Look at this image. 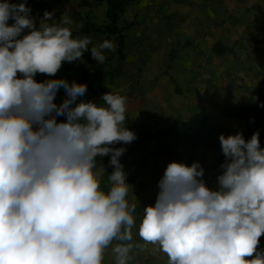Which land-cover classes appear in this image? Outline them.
<instances>
[{
    "label": "clouds",
    "instance_id": "9594fccd",
    "mask_svg": "<svg viewBox=\"0 0 264 264\" xmlns=\"http://www.w3.org/2000/svg\"><path fill=\"white\" fill-rule=\"evenodd\" d=\"M31 12L27 0H0V264H103L108 248L115 264H129L133 248L148 244L167 264H264L259 132L219 136L225 160L215 189L199 161L170 162L155 204L143 209L144 243H133L137 204L127 199L132 186L120 159L127 149L115 147L138 138L126 123L127 97L109 91L102 103L85 101L86 83L56 78L64 62H83L89 51L104 65L115 45L73 37L65 26L72 19L57 23L54 11L37 27ZM106 156L107 191L97 166Z\"/></svg>",
    "mask_w": 264,
    "mask_h": 264
},
{
    "label": "crops",
    "instance_id": "0c3cea01",
    "mask_svg": "<svg viewBox=\"0 0 264 264\" xmlns=\"http://www.w3.org/2000/svg\"><path fill=\"white\" fill-rule=\"evenodd\" d=\"M27 4L37 27L45 10L54 11L57 23L63 14L72 19V24L65 26L73 37L87 36L93 45L104 40L115 45V51L105 50L104 65L92 59L89 51L84 53L83 62H64L56 78L86 83L87 93L80 98L85 101L102 103L101 96L109 91L127 97L126 123L138 138L115 147L127 149L120 159L128 173L127 183L132 186L127 199L137 204L133 243L143 244L138 236L143 209L155 204L158 182L167 165L173 161L188 165L199 161L205 169L204 180L215 189L219 153L203 147L187 149L173 136L144 142L142 128L156 132L175 119L186 121L211 101L234 105L256 101L264 78V0H135L119 21L121 32L117 34L84 33L87 21H107L106 1L27 0ZM171 47L179 49V55L167 54ZM203 60L210 64L200 66ZM163 62L171 67L169 74L163 73ZM204 69L205 82L194 84ZM46 79L49 77L44 74L36 76L38 82ZM178 82L184 87L179 89ZM64 98L65 92L60 89L55 102L60 104ZM214 112L223 120L216 108ZM64 120L63 116L58 118ZM109 159L97 157L105 191L109 187L108 173L113 171ZM102 164L107 172L100 167ZM258 247L264 250V235ZM130 256L129 264H167L168 260L151 244L143 249L134 247ZM103 264H115L111 248L105 250Z\"/></svg>",
    "mask_w": 264,
    "mask_h": 264
},
{
    "label": "trees",
    "instance_id": "16d2710c",
    "mask_svg": "<svg viewBox=\"0 0 264 264\" xmlns=\"http://www.w3.org/2000/svg\"><path fill=\"white\" fill-rule=\"evenodd\" d=\"M96 3L107 2V21L102 24H94L87 21L84 33L97 31L103 34H117L121 32L119 21L121 20L127 7L135 0H94ZM215 108L222 116L240 120L243 125L240 128H232L212 121L206 117L193 115L185 120L175 119L165 128L150 132L142 128L141 136L144 142H150L160 137L173 136L182 141L187 149H196L199 147L207 148L218 152L217 167L218 175L222 170L220 165L225 157L222 154L219 136L221 134L232 135L242 132L245 139H250L253 133L259 132L261 146L264 147V78L262 79L256 93V101L245 104H226L221 102L214 103ZM129 121H131L129 119Z\"/></svg>",
    "mask_w": 264,
    "mask_h": 264
},
{
    "label": "rangeland",
    "instance_id": "374dc122",
    "mask_svg": "<svg viewBox=\"0 0 264 264\" xmlns=\"http://www.w3.org/2000/svg\"><path fill=\"white\" fill-rule=\"evenodd\" d=\"M174 47H171L170 48V51L167 53L169 55H172L174 53V55H179V52H181L179 49L178 50H173ZM172 51V53H171ZM206 58V57H205ZM204 58V60H205ZM202 61L201 65L202 67H207L210 63H208L207 61ZM208 64V65H207ZM163 73H168L171 71V67L168 66V62H163L162 63V67H161ZM205 70L203 72L199 71V74L197 75V79L194 80V84L195 83H203L205 81H203V74H205ZM202 79V80H201ZM173 81H176V79H172ZM182 86V88L184 87V85L181 83V82H178L177 84V87H179V89H181L180 87ZM212 103V104H211ZM209 104V106H205L203 105L200 109V111L198 113H196V115H199L200 117H208L210 118L211 120L214 119V120H219L223 125H226V126H229V127H232V128H240L243 123L242 122H239V121H235V120H227L226 117L222 116L223 117V120H220L219 116L217 114H215L216 112H214L215 110V106H214V103L215 102H212Z\"/></svg>",
    "mask_w": 264,
    "mask_h": 264
}]
</instances>
